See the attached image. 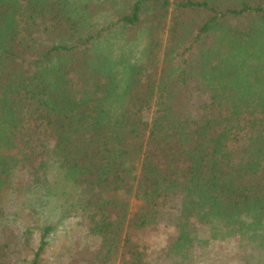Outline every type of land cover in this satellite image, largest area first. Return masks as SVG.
I'll return each instance as SVG.
<instances>
[{"label":"trees","instance_id":"1","mask_svg":"<svg viewBox=\"0 0 264 264\" xmlns=\"http://www.w3.org/2000/svg\"><path fill=\"white\" fill-rule=\"evenodd\" d=\"M67 219L65 264H264V0H0V264Z\"/></svg>","mask_w":264,"mask_h":264},{"label":"rangeland","instance_id":"2","mask_svg":"<svg viewBox=\"0 0 264 264\" xmlns=\"http://www.w3.org/2000/svg\"><path fill=\"white\" fill-rule=\"evenodd\" d=\"M73 221L71 219L64 220L49 236V244L46 246L44 255L48 262L54 264H65V254H68L72 246L80 242L78 234H72ZM146 239L147 246L153 248L159 243V231L157 228L146 229L142 232ZM37 236H34L32 242H35ZM65 253L63 256L62 254ZM27 251H20L18 253V260L21 263L27 258ZM228 258V260H226ZM159 261V260H158ZM238 256L234 253L232 246H216L210 250L206 255L191 260L188 264H239ZM161 263V262H160ZM163 264V263H162ZM187 264V263H184Z\"/></svg>","mask_w":264,"mask_h":264}]
</instances>
